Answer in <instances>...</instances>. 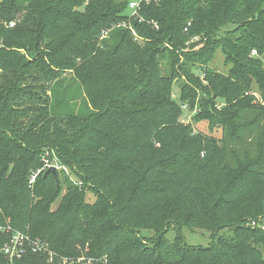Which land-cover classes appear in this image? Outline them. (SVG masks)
<instances>
[{"label": "trees", "instance_id": "obj_1", "mask_svg": "<svg viewBox=\"0 0 264 264\" xmlns=\"http://www.w3.org/2000/svg\"><path fill=\"white\" fill-rule=\"evenodd\" d=\"M127 8L0 0V249L18 231L53 253L0 252V264H264V0H159L137 18ZM217 49L227 74L208 66ZM75 86L78 109L64 99ZM183 103L222 139L181 122ZM182 228L211 243L185 245Z\"/></svg>", "mask_w": 264, "mask_h": 264}, {"label": "rangeland", "instance_id": "obj_2", "mask_svg": "<svg viewBox=\"0 0 264 264\" xmlns=\"http://www.w3.org/2000/svg\"><path fill=\"white\" fill-rule=\"evenodd\" d=\"M226 29H228V27H226L223 30L225 31ZM105 36H107V35H105ZM221 36H222V33H221ZM134 37L140 43V40L135 35H134ZM195 41H198V39L193 38L191 40V42H195ZM224 60H225V58H224V55L222 53V50L217 49L216 52L214 53V56L212 57V59L208 62V66L210 68H212L213 70H215L216 72H219L222 74H227L231 65L226 64ZM162 73L163 74H169V67L167 66L166 62H163ZM180 73H181L180 71L176 72V75L178 76ZM192 73L195 76L199 77L200 81H202L203 70L197 64L193 66ZM70 78H71L70 74H66L64 76V79L68 80L67 84L72 83V80ZM184 81H185V79L183 77L179 76L173 82L172 96L175 100H177L178 95H180L179 84L184 82ZM190 87L192 88L193 86L190 85ZM194 89L197 91L196 93H198V94L200 93V91L197 88H194ZM250 93L253 94L255 97L254 102H260L261 103L260 96H259L258 92H256L254 90ZM66 95L64 96V99H67V100L70 99V97H72V96L75 97L73 102H71L70 104L72 105V107L74 104H76L77 105L76 109H78L80 107L79 106L80 100H82L84 98L83 93L75 86L74 88H71L69 91V94H66ZM222 105H223L222 101H220L218 106L220 107ZM181 109H182V115H181V119H180L181 122H183L184 124L189 123L192 126L194 132H200V133L205 134V135H211V136L215 137L216 139H222L223 131L220 127L214 128L211 131V130H209L208 124L206 123V121H200V122L195 121V119L193 117L196 113V108L190 109L187 106V104L183 103V104H181ZM52 166L56 168L57 177H58L59 176L58 171L61 169V167H60L59 163L57 162L56 158H52L51 161H47V160L45 161L44 167H52ZM67 172H69V171H67ZM70 177L74 181H77L72 174L70 175ZM58 181H59V178H58ZM64 193H65V188L63 187L60 196L58 197V199L55 201V203L52 206V210H55L57 208V206L60 202V199L64 195ZM85 198H86V201H88L89 203H92L95 200L94 195L88 191H86ZM261 222H264V217L261 218L258 223H261ZM180 233L183 236L184 244L187 246L207 247V246H209V244L211 243V240H212L211 233H209L207 231H203V230H198V229H192L191 230L188 228H182ZM142 234L147 236V237L152 236L151 233L145 232V231H143ZM222 235L227 236L228 233H226L225 231H223V232L221 231L216 235V237H219ZM165 238L171 242L175 238V232L173 230H169L165 234Z\"/></svg>", "mask_w": 264, "mask_h": 264}, {"label": "built area", "instance_id": "obj_3", "mask_svg": "<svg viewBox=\"0 0 264 264\" xmlns=\"http://www.w3.org/2000/svg\"><path fill=\"white\" fill-rule=\"evenodd\" d=\"M159 0H127L128 8L127 11L129 15L136 17L138 12L143 5H149L158 2ZM139 21H142L140 18ZM9 26H13V23H10ZM186 31V29H185ZM252 55L255 54V51H252ZM46 169L49 167H45ZM34 177L31 178L30 183H32ZM30 250L34 254L45 255L48 261H52L53 253L48 249L46 244L32 243L29 239L18 231H10V239L8 244L3 246L0 249V252L7 256L10 260L12 257H20L25 251ZM93 259L85 258L80 256L75 260L61 259L60 264H92Z\"/></svg>", "mask_w": 264, "mask_h": 264}, {"label": "water", "instance_id": "obj_4", "mask_svg": "<svg viewBox=\"0 0 264 264\" xmlns=\"http://www.w3.org/2000/svg\"><path fill=\"white\" fill-rule=\"evenodd\" d=\"M45 175H51L55 181V183H58V177H57V172H56V168L55 167H49L46 171H45Z\"/></svg>", "mask_w": 264, "mask_h": 264}]
</instances>
